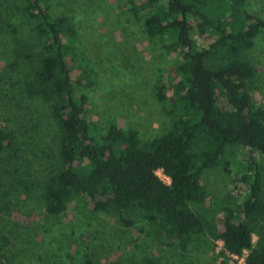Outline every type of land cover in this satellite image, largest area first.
Masks as SVG:
<instances>
[{
	"label": "trees",
	"instance_id": "16d2710c",
	"mask_svg": "<svg viewBox=\"0 0 264 264\" xmlns=\"http://www.w3.org/2000/svg\"><path fill=\"white\" fill-rule=\"evenodd\" d=\"M23 1L26 15L38 20L37 32L46 36L49 50L24 91L49 102L60 130L59 167L36 195L43 210L57 215L73 200L93 211L111 206L120 222L143 220L165 240L182 245L201 234L204 223L188 203L203 199L201 175L218 162L224 145L246 146L264 159V106L251 103L254 68L242 55L262 23L252 20L246 0H155L153 10L143 15L147 38L177 53L185 65L176 81L179 104L171 127L147 145L139 142L135 130L122 129L112 118L101 127L82 116L86 96L80 87L85 83L71 80L65 62L77 36L72 16L50 18L41 0ZM191 27L197 35L214 38L198 47L189 35ZM84 72L89 84L93 71ZM15 137L13 129L0 125V216L16 205L22 181L21 146ZM239 166L245 193L233 208L220 209L222 248L236 256L246 250L242 264H264V223L254 245L251 238L264 215L259 168L251 159ZM157 169L168 183L157 176ZM8 218L0 220V261L11 234Z\"/></svg>",
	"mask_w": 264,
	"mask_h": 264
},
{
	"label": "rangeland",
	"instance_id": "374dc122",
	"mask_svg": "<svg viewBox=\"0 0 264 264\" xmlns=\"http://www.w3.org/2000/svg\"><path fill=\"white\" fill-rule=\"evenodd\" d=\"M24 4L0 0V125L13 129L21 146L22 179L16 205L7 217L0 216L9 217L6 229L12 234L0 264H242L246 250L235 256L222 248L220 209L233 208L244 195L239 165L250 159L259 168V196L264 202V159L237 143L225 144L218 162L202 173L204 197L188 205L204 230L184 245L165 240L143 220L120 222L111 206L93 211L90 205L71 200L57 215L43 210L36 195L59 167L60 130L49 102L24 91L40 59L49 54L46 36L37 32L38 20L26 15ZM41 4L50 18H73L77 36L65 62L71 80L85 83L80 87L86 96L82 116L101 127L112 118L122 129L135 130L142 145L166 133L178 108L176 81L185 65L177 53L142 31L143 15L153 10L155 0H41ZM245 9L252 20L262 23L242 55L254 68L251 103L264 106V0H246ZM190 24L194 27L192 20ZM192 27L189 35L198 47L214 38L197 35ZM85 68L93 71L89 84ZM155 173L169 182L159 169ZM260 219L251 232L253 245L264 215Z\"/></svg>",
	"mask_w": 264,
	"mask_h": 264
},
{
	"label": "built area",
	"instance_id": "2783aa9c",
	"mask_svg": "<svg viewBox=\"0 0 264 264\" xmlns=\"http://www.w3.org/2000/svg\"><path fill=\"white\" fill-rule=\"evenodd\" d=\"M236 256V255H235Z\"/></svg>",
	"mask_w": 264,
	"mask_h": 264
}]
</instances>
